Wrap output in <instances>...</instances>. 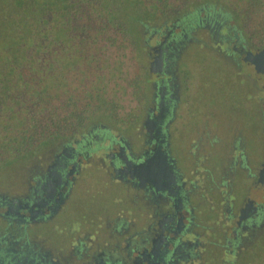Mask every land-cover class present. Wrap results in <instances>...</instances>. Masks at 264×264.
<instances>
[{"label": "flooded vegetation", "instance_id": "1", "mask_svg": "<svg viewBox=\"0 0 264 264\" xmlns=\"http://www.w3.org/2000/svg\"><path fill=\"white\" fill-rule=\"evenodd\" d=\"M177 21L142 24L147 89L127 123L96 116L0 185V264H206L211 245L220 264H237L264 230V191L248 195L264 184V155L251 167L239 138L216 180L190 160V149L200 163L210 148L200 151L199 136L187 143L180 118L184 61L200 44L191 27L201 23L217 48L223 17L205 6L190 28ZM260 48L239 40L242 59ZM79 194L90 212H77Z\"/></svg>", "mask_w": 264, "mask_h": 264}, {"label": "rangeland", "instance_id": "2", "mask_svg": "<svg viewBox=\"0 0 264 264\" xmlns=\"http://www.w3.org/2000/svg\"><path fill=\"white\" fill-rule=\"evenodd\" d=\"M140 4L149 8L148 14L143 17L147 24L158 23L161 19L170 22L178 18L175 30L182 27L188 29L194 25L196 16L201 14L205 6L221 14L223 26L220 31L228 32V37L227 40L219 42L217 48L216 41L210 38L209 31L201 23L196 28L191 27L193 36L200 40V44L190 48L184 61L182 76L185 82V103L179 110L180 118L183 119L186 142L189 143L199 136L202 144L207 146H200V151L206 153L210 148L209 156L200 163L195 159L197 154L194 149H190V160L196 161L198 166L210 169L216 180H219L220 172L229 158L230 146L238 144L239 138H242V145L250 154L249 165L254 168L264 155V72L255 71L249 62L240 57L238 49L241 39L252 48L260 44L258 41L264 31V0H140ZM86 7L91 9L90 6ZM107 9L95 8L88 17L85 15L86 19L90 18L87 19L89 23L74 28L68 44L61 46L46 40L51 48L48 56L22 58L21 65L26 69L27 77L32 75L36 79L40 73L58 72L57 69L64 64L61 60L69 62L76 56L82 57L96 75H103V83L108 90L106 92L117 95V114L126 118L129 112L134 111L136 96L131 86L134 84L135 75L140 72L138 63L142 60L134 49L137 42L141 41L142 35L139 33L138 41L135 38L131 46L127 45L121 36H118V39H108L111 34L109 37H106L105 33L100 35L98 32L103 27L101 21L103 18H110ZM92 40L94 42L91 50ZM71 69L69 74L72 78L68 77L66 89L77 92L79 89H70V83L73 86L76 84ZM109 71L114 73L112 77L108 74ZM115 76L118 77L113 79ZM89 78H92V74ZM77 79L80 84H84L87 79L86 72L81 71ZM18 83L25 88H18L24 96L21 99L29 104L31 98L26 87L28 83L24 79L18 80ZM46 111L45 109L41 112ZM42 149L43 146L40 145L35 153L17 161L9 173L4 172L6 168L1 169L0 174L3 173V177L0 185L9 182L12 176L21 174L23 167ZM98 191L99 185L95 184L87 192L96 194ZM263 191L264 184L256 188L250 184L248 186V195L251 197H257ZM84 197L86 196L79 194L81 201L76 209L79 214L90 212L93 207L88 200L83 204ZM220 256V248L211 245L208 247L206 264H220ZM237 264H264V230L241 250Z\"/></svg>", "mask_w": 264, "mask_h": 264}, {"label": "trees", "instance_id": "3", "mask_svg": "<svg viewBox=\"0 0 264 264\" xmlns=\"http://www.w3.org/2000/svg\"><path fill=\"white\" fill-rule=\"evenodd\" d=\"M100 7L108 8L110 17L101 21L100 35L105 33L109 37L111 34L108 39L121 36L130 46L135 38L138 41L142 24H147L143 17L149 12L140 0H0V170L6 168L5 173H9L17 161L35 153L40 145L44 148L53 144L96 116L118 127L136 113L147 89L141 41L134 49L137 56L142 57L138 63L140 72L135 75L131 86L136 96L134 111L126 118L117 114V95L106 92L103 75H96L82 57L76 56L69 62L61 60L64 64L57 69L58 72L40 73L36 79L32 75L27 77L26 69L21 65L22 58H46L50 43L68 44L72 30L89 23L87 19L90 18L84 16L88 17L92 10ZM46 40L50 43L47 44ZM258 42L257 46L264 45V31ZM70 68L76 81L74 86L70 83V89H79L77 92L66 89L67 79L72 78ZM83 70L87 79L80 84L77 78ZM90 74L92 78H89ZM108 74L114 75L110 71ZM22 79L28 83L29 104L21 99L24 96L18 90L24 88L18 83ZM45 109L47 111L42 113Z\"/></svg>", "mask_w": 264, "mask_h": 264}, {"label": "water", "instance_id": "4", "mask_svg": "<svg viewBox=\"0 0 264 264\" xmlns=\"http://www.w3.org/2000/svg\"><path fill=\"white\" fill-rule=\"evenodd\" d=\"M243 60L251 63L255 71L264 72V45L257 51H246Z\"/></svg>", "mask_w": 264, "mask_h": 264}]
</instances>
